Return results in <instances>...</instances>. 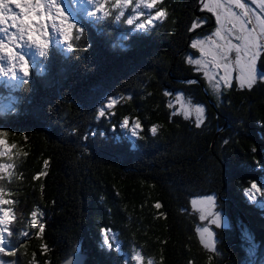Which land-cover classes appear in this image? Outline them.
I'll list each match as a JSON object with an SVG mask.
<instances>
[{
    "label": "trees",
    "instance_id": "16d2710c",
    "mask_svg": "<svg viewBox=\"0 0 264 264\" xmlns=\"http://www.w3.org/2000/svg\"><path fill=\"white\" fill-rule=\"evenodd\" d=\"M156 7L166 16L147 31L130 32L111 15L83 20L71 50L49 44L26 83L0 85L14 100L11 110L0 111L11 150L0 157L11 166L0 174V188L13 201L3 207L11 212L15 251L0 253L5 264H60L83 240L85 264H132L137 251L140 264H231L225 246L243 239L241 218L260 233L258 248L264 243V211L244 197L252 183H264V81L249 89L231 79L215 94L205 72L189 63L199 56L215 69L210 56L190 47L211 34L214 26L193 32L215 14L202 0H161ZM188 78L202 82L217 112L198 84L183 82ZM108 98L118 102L99 117ZM137 119L141 128L133 135ZM210 195L232 227L217 236L220 256L204 247L189 210L192 199ZM37 208L42 234L31 222Z\"/></svg>",
    "mask_w": 264,
    "mask_h": 264
},
{
    "label": "snow or ice",
    "instance_id": "6c2138e0",
    "mask_svg": "<svg viewBox=\"0 0 264 264\" xmlns=\"http://www.w3.org/2000/svg\"><path fill=\"white\" fill-rule=\"evenodd\" d=\"M105 2L106 0H99L97 7L101 8ZM131 2L132 0H115V6L119 8L122 4L126 6L130 5ZM12 3L15 4L16 9H19V13L12 11ZM159 3H161V0H139L137 8L143 5L144 8L154 10V12L150 11L146 19L142 22L135 23V27L138 30L147 31L149 27L153 26L154 21H162L164 19L166 16L165 10L162 7H156ZM250 4L256 5V7H250ZM225 5V7L221 6V0H207V3H204L202 0V7L204 9L208 12L216 13V22L218 25H220L221 14H223L231 26L223 30V34L222 27L218 26L213 33L207 35L205 38H194V42L190 44V47L198 50L201 55L211 57V63L215 69H222L220 81L225 85L228 87L232 86L231 74L236 72V79L238 80L239 86L251 89L258 80L264 81V66L258 67V61L261 59L262 54H264V0H249V3H246L245 0H225ZM233 6L239 11H234ZM123 15L124 12L121 10L115 16V19L119 21ZM140 16H145V13L140 11L138 14H134L126 20V23L132 25ZM45 18L52 22V27L56 28L58 33L63 35L65 42L71 39V30L76 28V25L73 23H65L68 18L64 16L62 9L57 4V0H0V26H5L0 27V33L8 40V43H6L5 39H0V61L7 60V67L10 70L4 72L3 66L0 65V72L15 78L18 73L12 70L15 69L13 62L19 61L23 76H27V61H25L23 55L14 50L17 41H20L27 49L35 46L39 51V56L45 59L47 58V49L49 47V40L47 39L49 34L47 29L49 25L45 23ZM98 18L103 19L104 17ZM56 21H59V23L57 24ZM200 23L204 24L206 21H201ZM198 26V24L194 23L190 27V31H194ZM12 28L15 31L10 32L9 30ZM82 31L81 29L80 32L82 33ZM37 33H39V36H37ZM40 37H45V39H41ZM214 37L218 39H214ZM57 43H59V38H57ZM206 44L212 49L211 51L206 50ZM72 47V43H67L68 50H71ZM189 63L196 66L203 65L205 69L208 67V61H202L194 57L189 59ZM204 74L208 76L207 71ZM19 83H26V81L21 77ZM117 102V98H108L106 103L98 109V116L105 117L106 109L112 108ZM196 111L197 113H202L203 108H197ZM200 122V116L198 115L197 126H199ZM128 124V118H124L122 127L127 128ZM140 128L141 122L137 119L130 131L133 135H136L137 129ZM157 130V126L151 127V134L156 135ZM5 134V131H0V137ZM84 139H88V134H85ZM5 155H8L6 146L0 141V157ZM10 167L7 164H0V174ZM253 191L259 192L260 195L264 196V189L258 187L256 183H252L251 188L246 190L249 197H252ZM204 199L209 202H214V197H205ZM196 202V200L192 201L193 204ZM12 204L13 201L6 199L4 189L0 188V253L8 256L15 255V251L9 250V238L14 232L13 230H9L8 227L11 223L9 220L11 215L10 209H5L3 205ZM155 207L159 208L160 204L157 203ZM42 215L43 213L39 208L31 213L32 224L34 227L39 225V233L41 234L44 232V225L40 223L38 217ZM204 218V216L201 217V219ZM220 219L219 213H213L211 223L219 226ZM199 231L201 232L202 241L204 234H207L208 237L207 242L204 243V247L210 249L211 252H216L215 241L212 239L213 233L210 229L203 227ZM109 232V229H105L103 238L105 244L111 247L112 244L108 236ZM23 235L28 236L29 233L25 231ZM133 259L140 262L143 261V257L139 251L135 253ZM0 264H5V261L0 260ZM8 264H14V262L10 261ZM148 264H152V261L149 260Z\"/></svg>",
    "mask_w": 264,
    "mask_h": 264
},
{
    "label": "rangeland",
    "instance_id": "374dc122",
    "mask_svg": "<svg viewBox=\"0 0 264 264\" xmlns=\"http://www.w3.org/2000/svg\"><path fill=\"white\" fill-rule=\"evenodd\" d=\"M63 1H68V4L64 8L59 6L63 11L64 16H66L68 18L67 21H65V23L66 24L67 23H73L76 25V28L71 30V37L74 34L81 33L80 30L82 29L81 24H82L83 20H87L90 23H95L99 20H105L108 15H111L113 17L114 22L120 23L121 27H128V28L131 27L132 29L130 30V32L141 31L135 27V23L136 22H142L144 19H146L147 15L150 11L154 12V10H149V9L144 8L143 5H141L139 8H137V4H138L139 0H132L130 5L125 6L122 4L119 8L115 6V0H106V2L103 4V6L101 8L97 7V3H99V0H63ZM245 2L249 3V0H245ZM221 6L222 7L226 6L225 0H221ZM249 6L250 7H256V5H251V4ZM106 7L109 8V10H107ZM11 8H12L13 12L19 13V9L15 8L14 3L11 4ZM121 10L124 12V15L120 17L119 21H117L115 19V16ZM233 10L237 11V12L239 11L238 9H235L234 6H233ZM140 11H143L145 13V16H140L138 18V20L135 21L134 24H132V25H129L126 23V20L129 17L133 16L134 14H138ZM106 13H107V15H106ZM213 13L215 14V18H213L214 19V25H213L214 27L212 28L211 33H213L218 26H221L222 27V34H223V30L230 27L231 24H229L226 21L224 15L221 14L220 25H218L216 22V13L215 12H213ZM9 14H11V13H9ZM98 17H104V18L99 19ZM155 22L156 21H154L153 24ZM9 23H11V22H9ZM45 23L49 25V27L47 29L48 34H49L47 37V39L49 40V44L50 45L56 44L59 47L67 49L66 46L70 40L65 42L63 40V35L61 33H58L56 28L52 27V22L50 20H48L47 18H45ZM56 23L58 24L59 21H56ZM0 27H5V26H0ZM9 31L12 32V31H15V29L12 28ZM37 36H39V33H37ZM40 38L45 39V37H40ZM57 38H59V43H57ZM0 39H5V42L8 43V40L3 36L2 33H0ZM214 39H218V38L214 37ZM205 48L207 51L212 50L209 48L208 44L205 45ZM14 50L19 52L21 55H23L25 61H27L26 67L28 70V74L26 77H24L23 72L19 66V61H14L13 63L15 64V69H12V70L16 71L18 73V75L15 78L4 75L3 72H0V85H2L5 90L7 89V87H11V86L13 87V85H21L22 83H19L21 77H23V79L25 81L29 80L31 70L32 69L35 70V67H36L35 63H41L42 59H43L42 57L39 56V51L35 46H33L31 49H27L24 47V45L20 41L16 42V47ZM196 59H200L199 56L196 57ZM202 61H204V60H202ZM7 64H8L7 60L0 61V65L3 66L4 72L10 71L9 68L7 67ZM194 66L202 72L203 71L208 72V76L204 75L205 77H207L206 82L208 83L211 90L215 94H219V91L221 90L224 83L222 81H220V74L217 72V70L211 68V66H209V63H208V68H210V69H208V68L205 69V67L203 65H201V66L194 65ZM236 76H237V73L233 72L231 74V79H235L236 82L238 83ZM209 77H211V79H209ZM238 85H239V83H238ZM13 103H14V100L12 97L8 96L7 94H3L0 92V111L11 110L13 107ZM106 110H108V109H106ZM0 141H2L3 144L6 146V151L11 152V150L8 148L6 140L3 136L0 137ZM257 186L260 187L261 189H264V183H262L261 185H257ZM205 197H213V196L212 195L202 196V197H197V198L192 199L190 201V204H189V210L191 212V215H194V217H195L198 231L203 227H208L210 229V231L213 233L212 239L215 241L216 254H218L220 256L219 251H217V245L220 243V240L217 238V236H221L223 234H226V232L228 234L231 233V231H232L231 222L228 219V216L226 215L225 210L222 208L221 203L217 202V199L215 197H214V202L207 201L206 199H204ZM244 197L246 198V200L249 203H253L254 206H256L260 210L264 211V196L260 195L259 192L253 191L252 197H249V195L246 193V195ZM193 200H196L197 202L195 204H193L192 203ZM213 213H219V215H220L221 219H220V225L219 226L211 223V220L213 218ZM202 216H204L205 218L201 219ZM242 217L244 218V215H242ZM241 220H242L243 224L238 221V226L241 230V235L243 238V239H241V241L243 242V244L238 243V245L244 252H247L249 255V261L246 260L245 263H248V264H252V263L264 264V260L257 257L259 246H258V243L256 242L257 237L255 235H256V233H259V232H257L254 229L251 231L245 225V222L243 221L242 218H241ZM31 222H32V217H31ZM37 227H39V225H37ZM223 231H225V232H223ZM200 234H201V232H200ZM109 239H113V236H109ZM207 240H208L207 234H204L203 241L201 239L203 245L205 242H207ZM236 244H237L236 242L235 243L232 242L231 244H228L225 246L227 248L226 250L228 251V257L227 258L231 257V255H232L234 258V261L232 263L240 264V254L241 253L235 252L237 249L236 247L238 246ZM228 249H230V250H228ZM208 250H210V249H208ZM237 254H238V257H237ZM230 259L231 258H229V260ZM228 261L225 260V263H227ZM132 264H140V261L133 259Z\"/></svg>",
    "mask_w": 264,
    "mask_h": 264
},
{
    "label": "water",
    "instance_id": "95a60500",
    "mask_svg": "<svg viewBox=\"0 0 264 264\" xmlns=\"http://www.w3.org/2000/svg\"><path fill=\"white\" fill-rule=\"evenodd\" d=\"M61 6H65V3L62 2ZM198 7H199V4L196 6L194 13H195V15L197 17H200L201 13H196V10H197ZM206 16H208L210 18V22L206 26L200 27L198 30L193 32V34H196V33L200 32V31H202L203 29L212 27L214 25L213 18L209 14H206ZM197 23H199V22L197 21ZM193 81H195L194 83L198 84L202 88L204 96H205L206 100L209 103V106L215 112H217L214 103L210 100V98L208 96V92L204 89V86H203L202 82L198 78H188V79H184L183 80V82H187V83L188 82H193ZM88 255H89V253H88V249H87V246H86V242H85V240H83L81 242L80 246H79V249L74 254H72L70 257H68L67 259L62 261L60 264H85L86 261L88 260ZM263 255H264V243L258 249V257H261ZM229 258H227L226 261H228Z\"/></svg>",
    "mask_w": 264,
    "mask_h": 264
},
{
    "label": "flooded vegetation",
    "instance_id": "af4514ba",
    "mask_svg": "<svg viewBox=\"0 0 264 264\" xmlns=\"http://www.w3.org/2000/svg\"><path fill=\"white\" fill-rule=\"evenodd\" d=\"M62 2H64L65 3V6L68 4V1H63V0H57V4L60 6V7H65V6H61V3ZM202 21H204V20H202ZM199 22V21H198ZM201 26V25H200ZM248 225V227H250V225L249 224H247ZM238 230V229H237ZM238 236V235H237ZM245 241V240H244ZM233 243H235V242H233ZM236 243L238 244V243H241V244H243V242L238 238V240L236 241ZM236 244V245H237ZM237 249H236V251L235 252H237V253H241L240 254V258H241V261H240V264H248V263H245L246 262V260H248L249 261V255H248V253L247 252H244L239 246H237L236 247ZM237 257H238V254H237ZM257 257H258V253H257ZM230 258H232V260H234V258H233V256L231 255V257ZM258 258H261L262 260H264V255L263 256H261V257H258ZM232 264H234V263H232ZM252 264H257V263H252Z\"/></svg>",
    "mask_w": 264,
    "mask_h": 264
}]
</instances>
